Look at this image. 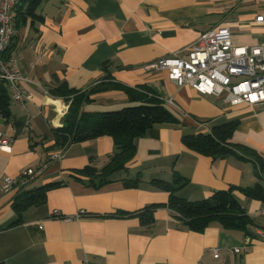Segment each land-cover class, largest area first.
I'll list each match as a JSON object with an SVG mask.
<instances>
[{
	"label": "crops",
	"instance_id": "0c3cea01",
	"mask_svg": "<svg viewBox=\"0 0 264 264\" xmlns=\"http://www.w3.org/2000/svg\"><path fill=\"white\" fill-rule=\"evenodd\" d=\"M37 14L42 20L13 23L7 62L18 70V86L31 99L23 104L11 99L10 120L0 118V134L9 140V149H0V178L37 168L59 150L54 130L63 126L70 100L53 96L51 88L106 87L81 106L89 113L132 105L125 89H148L178 122L156 124L135 138L128 168L98 189L73 178L72 171L90 160L98 167L108 160L115 143L107 135L67 145L24 188L4 190L0 184V264H264L259 235L264 234V201L239 190L256 183L264 187L253 160L213 158L182 143L185 135L235 120L232 142L264 160V103L230 105L176 84L166 70L146 68L168 54L186 58L200 34L224 23L233 45L263 43L264 26L255 17L264 15V0H42ZM137 174L138 185L123 184ZM177 176L186 180L177 194L189 201L239 188L234 193L252 219L250 233L216 220L203 230L184 226L167 207L169 192L151 183ZM50 183L57 185L47 190L43 203L20 211L13 207L24 192ZM150 205L149 224L137 215H119ZM81 209L86 214L75 219ZM54 210L69 219L53 216Z\"/></svg>",
	"mask_w": 264,
	"mask_h": 264
},
{
	"label": "trees",
	"instance_id": "16d2710c",
	"mask_svg": "<svg viewBox=\"0 0 264 264\" xmlns=\"http://www.w3.org/2000/svg\"><path fill=\"white\" fill-rule=\"evenodd\" d=\"M42 0H18L13 10V23L21 24L27 19L42 20L37 14ZM12 45L3 53L7 61L10 58ZM106 64L103 65L105 69ZM114 87V86H112ZM106 87L93 86L86 90H70L65 87L51 88L49 92L53 96H61L70 104L64 116V124L54 130L55 147L64 148L74 142L95 139L100 136H110L115 143L114 151L102 166L90 163L80 169H74L72 177L91 186L94 189L108 184L116 179V176L125 171L133 161L135 155L134 140L143 135L149 128L161 123L178 122L177 118L169 111L159 96L148 89L131 91L125 89L130 102L134 103L119 110L89 113L81 111L84 103L92 101V96L105 90ZM11 96L8 85L0 79V118L9 121ZM236 121H227L213 125L209 132L196 135H185L182 143L190 150L213 158L235 157L244 159L250 157L257 167V177L264 182V160L250 147L232 142V135ZM126 187L138 185L140 175L134 178L122 179ZM151 183L168 191L167 207L172 215L184 226L192 230H203L211 221L216 220L228 229H239L250 233L247 226L252 219L242 207L234 191L237 187L215 190L208 197L189 201L177 194L186 184L183 177L177 176L173 182L162 179H153ZM57 184L50 183L29 192H24V199L14 203L13 207L20 211L31 205L41 204L45 201L46 192ZM245 196L264 201V187L256 183L252 187L240 188ZM147 206L141 212H119V215L139 216L143 224H149L152 219L151 208Z\"/></svg>",
	"mask_w": 264,
	"mask_h": 264
},
{
	"label": "built area",
	"instance_id": "2783aa9c",
	"mask_svg": "<svg viewBox=\"0 0 264 264\" xmlns=\"http://www.w3.org/2000/svg\"><path fill=\"white\" fill-rule=\"evenodd\" d=\"M18 0H0V79L7 85L11 99L23 104L31 94L18 86V70L9 65L3 53L13 38V10ZM257 24L264 26V15L255 17ZM147 69L166 70L168 78L178 85L188 84L201 94L222 98L230 105H259L264 103V42L253 46H235L231 43L228 24H220L200 34L191 45L186 58L175 53L168 54L150 64ZM0 149H9V140L0 134ZM63 148L52 152L47 162L37 168H26L15 177H2V189L26 187L39 176L48 161L61 157ZM81 209L75 216L85 215ZM53 216L62 220L58 210ZM264 238V234L259 232ZM213 257L218 258L219 249L214 248ZM238 252L237 248L232 250Z\"/></svg>",
	"mask_w": 264,
	"mask_h": 264
}]
</instances>
